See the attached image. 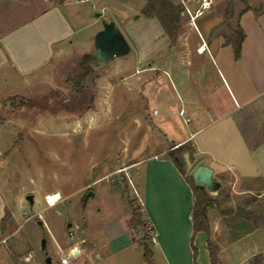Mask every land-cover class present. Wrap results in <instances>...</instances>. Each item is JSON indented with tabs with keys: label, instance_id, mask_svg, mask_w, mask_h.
Returning a JSON list of instances; mask_svg holds the SVG:
<instances>
[{
	"label": "rangeland",
	"instance_id": "1",
	"mask_svg": "<svg viewBox=\"0 0 264 264\" xmlns=\"http://www.w3.org/2000/svg\"><path fill=\"white\" fill-rule=\"evenodd\" d=\"M69 1L75 12L106 0L85 4ZM118 1L125 6L120 12L127 16L130 10L137 11L146 4V0ZM55 2L58 0L15 1L13 8L20 5L24 11L13 16L11 22L29 18ZM227 4L228 0H217L213 9L195 18L194 24L188 12L181 14L180 33L171 46L161 37L164 31L159 22L158 30L139 27V46L134 44L130 54L114 59L101 70H92L86 77L87 87L82 95L86 103L91 102L87 109L83 102H75L73 93V81L84 72L80 64L82 55L78 54L83 35L78 36L81 41L73 47V54L68 51L55 56L42 78L26 90V95L15 96V91L9 89V96L0 102V186L8 197L7 213L11 217L0 243V264H46L48 256L51 264H62L61 251L68 253L77 241L69 235L71 231L75 239L86 240L80 244V253L71 257V264H149L144 259L140 228L133 236L129 234V240L126 236L116 240L114 247L104 227L116 220L130 221L129 201L141 209L144 220L149 219L144 193L145 166L139 168L138 174L137 168L131 169L129 177L122 171L141 158L180 146L174 142L189 135L193 123L185 126L178 114L181 108L178 94L182 95L187 115L193 119L196 117L193 98L200 99L198 104L205 108L219 101L224 108L234 106L225 79L236 91V78L241 76L237 71L230 74L223 58L217 56L214 65L206 60L209 53L193 56V65L183 60V56L196 51L198 30L206 36V28L210 26V34L225 40L230 35L229 26L237 25L243 10L253 9L257 15L264 12V0H234V16L227 21L224 16ZM198 7L199 3L194 9ZM97 14L100 10H93L91 17ZM227 47L234 55L233 48ZM149 63L155 66L153 70ZM242 78L239 84L250 94L251 89ZM170 105L167 116L162 110ZM185 160L189 166L190 161ZM261 162L264 168V160ZM215 179L222 182L219 201L224 210H234L243 204L246 193H241L240 187L245 183L260 186L240 179L234 190V176L228 172ZM89 190L94 195L84 202V194ZM30 194L34 196L33 204L27 199ZM55 194L61 200L49 207L45 197ZM211 219L214 224V217ZM221 223V228L211 233L212 241L220 247V264H245L256 252L264 253L263 230L231 242L232 235L223 218ZM147 243L153 252V264H165L150 236ZM125 244L130 245L118 250Z\"/></svg>",
	"mask_w": 264,
	"mask_h": 264
},
{
	"label": "crops",
	"instance_id": "2",
	"mask_svg": "<svg viewBox=\"0 0 264 264\" xmlns=\"http://www.w3.org/2000/svg\"><path fill=\"white\" fill-rule=\"evenodd\" d=\"M15 1L19 0H0V102L4 97L9 96L10 88L15 91L13 94L15 96L26 95V90L34 81L42 78L46 67L55 56L66 54L68 51L72 55L73 47L79 45L81 39H84V42H81L82 49L78 54L91 53L94 49L95 34L103 29V19L117 23L124 36L126 35L131 48L134 44L135 47L139 46L140 38L137 34L139 27L151 30L153 28L158 30L159 27L157 18L147 19L142 16L140 11L143 6L137 11L130 10L128 16L122 14L120 10L125 6L118 0H106L101 4L86 6L82 11L75 12L70 9L71 1L58 0L41 12L14 24L11 22L12 17L24 11L23 7H19L20 5L13 8ZM216 1L213 0V6ZM180 2L184 7L182 14L195 11V5L198 4L197 0H180ZM85 3L87 2H76V4ZM113 4L115 6H112ZM93 10H100V14H97L95 18L91 17ZM239 22L245 32L239 60H236L233 53L228 51L229 45L224 44L225 40H219L210 34V26L206 28L208 36L198 30L200 40L195 42L196 51L189 52L186 57L183 56V60L186 64L193 65V56L202 57L209 53L206 60L214 65L217 56L223 58L228 65L226 67L228 72L233 74L237 71L247 82L251 93L246 94L243 87L241 88L240 77L236 78L238 80H236L238 83L236 91L225 79L226 87L230 88H227L229 96L234 102V106L230 108H224L220 101L205 108L202 104H198L200 99L193 98L191 104L196 106V117L193 119L188 115L191 118L188 124L182 119L187 127L193 123L192 130L189 131V135L174 142L175 144L190 142L196 151L194 161L190 160L188 154L185 155V159L190 161L189 166L186 164L188 174L191 169L193 172L200 164L209 165L214 169L215 178L225 172L233 175L234 190L240 179L252 180L256 177L264 179V168L261 162L264 160V12L257 15L253 9H249L241 14ZM191 24H194V21ZM79 35H83L81 39ZM160 35L165 44L171 46L165 31ZM185 43L187 47L191 46L190 42ZM149 64L150 69L153 70L155 66L153 63ZM198 72L201 74L199 70ZM178 98L180 107L187 111L182 102V95L178 94ZM164 108L162 112L168 116L172 106ZM168 151L163 150L149 158L132 162L122 172L129 177L131 169L137 168L138 174L139 168L145 166L144 193L149 218L145 220L150 221L155 229L156 246L165 264H210L207 235L200 231L193 240L194 192L187 178L170 158ZM246 185L248 183L240 187L241 193L249 191ZM8 202V197L0 186V243L3 237L1 222L8 211ZM208 216L211 233L214 234L222 226V215L218 208H211ZM211 216L214 217V224ZM129 219L131 220V216ZM138 228L140 227H135L126 220L125 222L116 220L104 227L114 247H116L114 244L116 240L124 236L129 240V236H133ZM73 239L77 241L71 248H76L78 255L81 250L80 244H85L86 240ZM127 245L130 244H125L118 250H123L122 248ZM194 247L197 256H195ZM111 251L110 247L109 252ZM259 252L262 251L256 253ZM100 256L101 254H98V257ZM202 258L205 262L201 261Z\"/></svg>",
	"mask_w": 264,
	"mask_h": 264
},
{
	"label": "trees",
	"instance_id": "3",
	"mask_svg": "<svg viewBox=\"0 0 264 264\" xmlns=\"http://www.w3.org/2000/svg\"><path fill=\"white\" fill-rule=\"evenodd\" d=\"M245 9L240 13L243 14ZM184 11V7L181 4L175 3L173 0H146V4L141 11L142 16L145 18H157L164 29L165 33L169 37L172 44L177 42L180 33L181 14ZM263 12V11H262ZM227 21L234 16V0H228L227 8L224 13ZM230 35L225 38V45H229L233 48L234 56L236 60L241 58L242 45L245 39V32L238 20L237 25L233 27L229 26ZM92 61L91 53L82 54L80 64L84 67V72L78 75L74 82V101L83 102L87 107H90V103H86V99L83 98V91L86 86V77L92 72L90 62ZM260 142V141H259ZM175 145V144H174ZM168 154L179 171L187 178L189 184L195 195V204L192 213L193 219V232L194 237L200 231H203L207 235V245L209 251L210 264H220V247L215 244L211 238V227L208 212L211 208H218L222 218L223 224L228 231L231 232V242L237 241L257 230L264 231V179L262 177H256L251 181L259 183V187H255L254 184L246 185L249 190L243 197V204L238 205L234 210H224L221 208V202L219 201V195L212 196L203 187L198 186L192 177V173L188 174L186 169L185 155L188 154L191 161L195 160L196 151L190 142L181 144L180 146L168 151ZM257 191V193H253ZM131 207V220L130 223L135 227H140L143 231L142 245L143 255L146 262L153 264V252L147 243L148 236L155 232V229H150L148 223L143 219V213L139 207L129 201ZM11 216L6 213L1 222V231L5 233V225ZM195 256H197L196 248L194 247ZM245 264H264V253L254 255Z\"/></svg>",
	"mask_w": 264,
	"mask_h": 264
},
{
	"label": "water",
	"instance_id": "4",
	"mask_svg": "<svg viewBox=\"0 0 264 264\" xmlns=\"http://www.w3.org/2000/svg\"><path fill=\"white\" fill-rule=\"evenodd\" d=\"M103 29L98 31L94 37V49L91 52V68L98 71L107 66L116 58L124 57L131 52V45L122 33L117 23L113 20L103 19ZM194 182L206 189L210 195L216 196L222 188V183L214 177V169L206 164L198 165L192 172ZM94 193L89 190L84 194L86 202ZM30 203H34L32 194L27 196ZM42 224V221H39ZM46 239L42 240V249H46ZM46 264H51V257L45 259Z\"/></svg>",
	"mask_w": 264,
	"mask_h": 264
},
{
	"label": "built area",
	"instance_id": "5",
	"mask_svg": "<svg viewBox=\"0 0 264 264\" xmlns=\"http://www.w3.org/2000/svg\"><path fill=\"white\" fill-rule=\"evenodd\" d=\"M77 2H88V1H91V0H76ZM197 2L199 3V7L193 11V12H190L189 11V14L191 16V19L194 21L196 17L202 15L206 10H209L213 7V0H197ZM155 113H158L157 110H155ZM178 114L182 117V119L184 120V122L186 124H188L190 121H191V118L187 115V111L186 109L184 108H180ZM49 197H52L50 195H47L45 197V200H46V203L49 207H52V206H55L57 203L60 202L61 200V197L56 199L55 202L53 204H49L48 202V198ZM54 197V195H53ZM148 223V227L150 229H154L152 224L150 223V221H147ZM69 235L74 238V232H70ZM5 241V240H4ZM150 241L154 244L157 243V237H156V232H153L151 233L150 235ZM77 249L76 248H70L69 252L66 253L65 251H61V263L62 264H71V257H74L77 255L78 253V250L76 251ZM26 260H29V258H26Z\"/></svg>",
	"mask_w": 264,
	"mask_h": 264
},
{
	"label": "clouds",
	"instance_id": "6",
	"mask_svg": "<svg viewBox=\"0 0 264 264\" xmlns=\"http://www.w3.org/2000/svg\"><path fill=\"white\" fill-rule=\"evenodd\" d=\"M58 198H59L58 196L57 197H49L48 198L49 204H53L55 202V200L58 199Z\"/></svg>",
	"mask_w": 264,
	"mask_h": 264
},
{
	"label": "bare ground",
	"instance_id": "7",
	"mask_svg": "<svg viewBox=\"0 0 264 264\" xmlns=\"http://www.w3.org/2000/svg\"><path fill=\"white\" fill-rule=\"evenodd\" d=\"M50 196L53 197V195H50ZM57 196L60 198V195H58V194H55V195H54V197H57Z\"/></svg>",
	"mask_w": 264,
	"mask_h": 264
}]
</instances>
